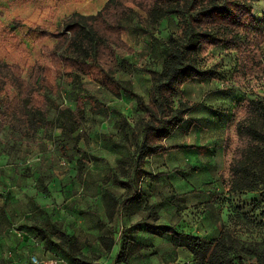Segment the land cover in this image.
Listing matches in <instances>:
<instances>
[{"label":"rangeland","instance_id":"374dc122","mask_svg":"<svg viewBox=\"0 0 264 264\" xmlns=\"http://www.w3.org/2000/svg\"><path fill=\"white\" fill-rule=\"evenodd\" d=\"M105 1L0 0V61L18 66L29 81L38 62L50 63L41 48L56 43L29 29L60 31L65 18L96 15ZM263 19L261 1L244 26ZM122 24L118 58L128 64L115 79L129 82L148 103L151 72L162 70L165 42L177 33L178 19L154 24L136 8ZM242 41L241 51L218 45L201 54L200 67L216 76L181 88L174 107L187 110L185 122L141 164L149 117L124 91L118 98L87 77L60 80L51 94L56 106L43 113L52 124L40 127L0 106L1 264H31L34 257L42 264H82L75 258L87 264H197L188 237L213 240L222 233L244 249L247 261L254 249L264 251V193L231 192L233 150L225 145L246 101L264 96V28L242 34ZM79 98L84 119L68 138L56 117L59 108L75 110ZM168 230L179 234L177 245ZM61 234L75 241L73 250ZM125 245L134 254L123 263Z\"/></svg>","mask_w":264,"mask_h":264},{"label":"trees","instance_id":"16d2710c","mask_svg":"<svg viewBox=\"0 0 264 264\" xmlns=\"http://www.w3.org/2000/svg\"><path fill=\"white\" fill-rule=\"evenodd\" d=\"M261 1L264 0H109L96 15L75 12L65 18L60 31L50 32L39 26L30 28V33L39 34L38 39L49 37L56 42L52 48H41L50 63L38 62L27 81L18 66L0 61V106L10 113L16 111L28 123L40 127L43 123L52 124L43 113L56 106L51 94L59 87L60 80L73 83L75 79L87 77L118 98L124 91L137 99L139 108L149 117L139 152L141 164L158 153L163 140L185 122L187 110L174 107L181 88L191 81L216 76L214 70L200 67L201 54L218 45L241 51L246 46L242 34L258 33L264 28V19L247 27L243 22L251 16L253 5ZM136 8L154 24L172 17L178 19L177 33L165 42L168 54L162 70L151 72L148 103L133 92L129 82L115 79L119 70L128 64L118 58V50L124 46L122 22ZM13 24L19 27L20 20L15 19ZM244 28L247 33H242ZM242 110L243 115L235 122L234 133L225 144L228 153L233 150L229 164L231 192L264 193V96L246 101ZM84 115L81 98L75 110L59 108L56 122L60 123L63 135L73 137ZM165 232L172 234L177 245L179 234ZM59 237L73 250L74 240L64 234ZM188 238L192 243L189 250L197 264H264V251L254 249L247 261L242 254L244 249L239 250L227 233L213 240ZM109 243L111 249L114 243L112 240ZM133 248L123 246L119 262L126 263L134 254ZM75 260L87 264L81 259Z\"/></svg>","mask_w":264,"mask_h":264},{"label":"built area","instance_id":"2783aa9c","mask_svg":"<svg viewBox=\"0 0 264 264\" xmlns=\"http://www.w3.org/2000/svg\"><path fill=\"white\" fill-rule=\"evenodd\" d=\"M31 262H32L31 264H42V262H39L36 257L32 258ZM0 264H1V260H0ZM47 264H58V261L50 260Z\"/></svg>","mask_w":264,"mask_h":264},{"label":"crops","instance_id":"0c3cea01","mask_svg":"<svg viewBox=\"0 0 264 264\" xmlns=\"http://www.w3.org/2000/svg\"><path fill=\"white\" fill-rule=\"evenodd\" d=\"M109 0H106L105 3H104V6L106 5V3L108 2Z\"/></svg>","mask_w":264,"mask_h":264}]
</instances>
